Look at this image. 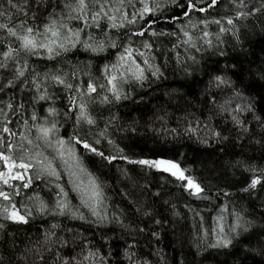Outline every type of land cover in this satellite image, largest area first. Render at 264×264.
I'll use <instances>...</instances> for the list:
<instances>
[{
  "label": "trees",
  "instance_id": "16d2710c",
  "mask_svg": "<svg viewBox=\"0 0 264 264\" xmlns=\"http://www.w3.org/2000/svg\"><path fill=\"white\" fill-rule=\"evenodd\" d=\"M68 2L28 0L25 17L10 7L8 0H0V24L12 27L27 19L29 25L42 26L48 23L53 10L56 15H66L64 4ZM150 2L161 5L160 9L124 28H111L106 19L100 20V27L90 28H84L82 20L69 22L70 27L84 28L81 41L87 40L90 33L109 45L107 34L116 41L115 48L108 46L102 52H92L78 43L51 59L44 50L34 55L21 52L17 57L21 63L27 61L29 73L39 74L43 87L37 91L34 84L25 87L17 82L15 87L0 92V152L13 156L17 163L23 155L26 162L34 165L27 171L13 170L32 178L28 187H23L24 181L18 179H10L8 185L0 179V190L12 196L11 203L22 214L26 209L31 211L26 224L0 216V224L4 225L0 228V264H43L41 256L47 264H56L53 254L60 247V240L68 241L61 254L77 255L81 247H86L107 257L105 264H264V180L249 188L253 176L264 173V15L237 18L230 0H220L206 13L192 11L190 17H185L182 7L171 0ZM260 2L247 0L249 6L258 7ZM13 3L23 6V0ZM178 3L183 5L186 0ZM125 7L131 13L141 5L139 0H131ZM229 16L235 20L234 25L226 23L224 18ZM214 19L221 20L228 31L220 32L221 25L215 23H209L206 29L198 23ZM151 20L155 23H145ZM190 21L197 26L191 28ZM182 27L191 32L195 47L184 43L187 38ZM141 29L145 30L144 36L131 35ZM202 30L209 33L207 38ZM153 31L156 35H152ZM207 40L212 41L211 46ZM130 42L137 50L133 55L138 61L148 58L149 63L159 66L161 74L153 76L141 63L147 79L137 82L120 79L125 74L118 69L119 86L126 95L115 100L104 67L109 65L111 73L110 65L117 62ZM145 42L152 47L145 49ZM9 43L19 47L14 38L0 29V59ZM139 52H144L145 57H140ZM14 71L11 61L7 69H0V84L6 85ZM45 73L61 75L73 88L51 78L45 80ZM217 76L224 77L226 83H219ZM89 82L105 85L83 97L96 123L77 124L78 113L71 106V98L79 103L78 92H86ZM45 92L51 98L39 99ZM104 96H108V102H102ZM7 102L13 103L14 109L9 110ZM20 103L24 105L22 109L18 107ZM249 104L251 110L239 113L248 129L244 131L232 117L237 115L234 110L238 105ZM49 107H54L57 114H50ZM33 112L36 120L31 119ZM53 121L56 129L50 140L38 138L41 134L37 126H50ZM6 123L11 133L3 132ZM216 132L220 137L214 135ZM76 135L93 144L99 140L95 146L105 156L173 160L201 184L204 192L193 194L185 181L160 169L119 158L109 162L81 144L69 142ZM57 138L65 140V150L72 148L75 155L61 158ZM9 143L14 147L9 149ZM28 156L33 158L28 160ZM76 158L102 189L104 221L91 214L82 203L81 191L74 188L77 176L88 181L83 172L73 167ZM38 160L45 165L51 161L60 175L47 174ZM64 160H68L67 165ZM5 170L0 160V171ZM73 172L77 175H71ZM13 185L18 188V195ZM58 185L66 197L58 196ZM58 199H67L70 210L60 214L56 209ZM41 201L47 205L44 212L38 210ZM4 206H9V202L0 197V208ZM238 216L241 226L233 231ZM218 233L227 236L231 243L219 244ZM129 245H134L133 261L125 255ZM94 264H99V259Z\"/></svg>",
  "mask_w": 264,
  "mask_h": 264
},
{
  "label": "snow or ice",
  "instance_id": "6c2138e0",
  "mask_svg": "<svg viewBox=\"0 0 264 264\" xmlns=\"http://www.w3.org/2000/svg\"><path fill=\"white\" fill-rule=\"evenodd\" d=\"M130 3L131 0H116L115 3H113L112 0H70V2L64 4V8L68 10L66 15L63 13H61L60 15H56L55 10H53V12L48 16V23H45L42 26L29 25L27 19L21 20L18 25L12 27H9L8 24H0V29L5 30L7 36L14 38L15 42H17L19 45V47L14 48L12 47V44L9 43L7 46V50L2 52L3 58L0 59V69H7L9 62L11 61L14 65L15 71L13 73V78L8 79L6 85L0 84V92H3L6 87H15L17 82L25 87H27L30 83L34 84L37 86V91H39L40 88L43 87V85L38 80L39 74L35 72L29 73L27 61L25 60L23 63H21V61L17 59L21 52L29 55H34L37 54L40 50H44L51 59L53 58V56L59 55L61 51H68L71 47H75L78 43H81L85 49L92 52H102L108 46L115 48L117 47L116 41L111 40L110 37H107V34L105 35L110 42L109 45H106L103 40L94 39L90 33L88 34L87 40L81 41V33L84 32V28H90L92 26L100 27L99 22L102 19H106L109 26L114 29L124 28L126 25L130 24L134 25L137 23L138 19L144 20V17L146 15H154L155 12L158 11L161 7V5L159 4L153 6L150 0H139L141 7L138 10H134L129 13L128 11H126L125 6L126 4ZM171 3L177 4L178 6L182 7L183 15L185 17H190L192 11L206 13L209 9L217 7L220 3V0H186V3L183 5H179L178 0H171ZM230 3L232 5V8L235 9V17L237 18H244L252 16L254 14L264 15V0H261L258 7L255 4L249 6L247 0H230ZM8 4L10 7L15 8L18 13L23 14L25 17L28 16V0H23V6H21L20 4H14L13 0H8ZM134 7L135 6L133 5V8ZM10 18L11 17H9V19ZM32 18L35 19L34 14ZM73 19L82 20L84 28L70 27L69 22ZM224 19L226 20V23L228 25H234L235 23L233 17L229 16L225 17ZM145 23H148L150 26L151 24L155 23V20L145 21ZM198 23L203 24L206 29L209 23L221 25V20H201ZM196 26V24L191 23L190 21L191 28H195ZM181 31H183V35L187 38L184 43L191 44L192 47H195L196 45L193 42V36L191 32L184 30L183 27L181 28ZM202 31L203 37L207 38L209 36V33L206 30ZM226 31H228V29L221 25L220 32ZM131 35L144 36L145 30L141 29L138 32H133ZM152 35H156V33L153 31ZM129 40H131L130 37ZM206 42L209 46H211V40H207ZM142 46L145 49H150L152 47V45L147 42L143 43ZM136 51V49L132 48L130 42L129 45L123 49V52L117 59V62L110 65V67L112 68L111 73H109L108 71L109 65H105L104 67V72L107 76L108 83L111 85L109 91H111L112 97L115 100H119L122 96L126 95L122 92L119 86L117 76L118 69L125 74L120 79L131 78L137 82H143L147 79L145 68L141 66V63L147 66L148 70L151 71V74L153 76H159L161 74L159 66L153 63H149L148 58H144L142 62L138 61L137 57L133 55V53ZM139 56L145 57V53L139 52ZM26 73H28V75H26ZM29 76H31V79H29ZM49 78H51L58 84L64 85L68 89L73 88V85L70 83H66L65 79L61 75L53 74L49 76L48 73H45L44 79L47 80ZM215 79L221 84L226 83L225 78L222 76H217ZM97 87L103 89L105 85H96L92 82H89L87 84L86 92H84L83 90L78 92V96L80 97L79 103H77L76 98H71V106L76 109L78 113L76 116L77 124L84 122L88 125H94L96 123V120L89 112L88 105L84 101L83 97L96 92ZM38 98L43 100L50 99L51 97L48 96L45 92ZM108 99V96H104L102 98V102H108ZM6 107L9 110L14 109V105L11 102H7ZM18 107L22 109L24 107L23 103H20ZM249 110H251L250 104L245 107H241L238 105L234 110L237 115H233L232 117L233 122L244 131H248V129L246 126V122L239 118V113ZM2 111L3 109H0V112ZM48 112L53 116L57 114V110L54 107H49ZM65 115H67V113H65ZM5 119L7 121V117H5ZM31 119H37L35 112H33ZM257 119H259V117H257ZM7 123H10V121H7ZM7 123L3 128V132L11 133L10 128L7 127ZM37 128L39 133L41 134V137L38 138H43L46 142H48L50 140L51 133L56 129V122L53 121L50 126L46 124L38 125ZM101 135H103V133H101ZM214 135L216 137H220L219 132L214 133ZM71 141H74L77 144H81L85 150H88L91 153H94L109 162L119 158L129 161V163L146 165L152 168L160 169L164 172H168L172 176L185 181L186 187L195 195H199L204 192V188L201 186V184L190 175H186L185 171L181 169L180 164L174 162L173 160L163 158L154 160H130L127 155H121L119 157H117L116 155L105 156V153L99 151L95 146L100 143L99 140H96L93 144L89 143L86 138H81L79 135H76L69 138V142ZM109 143H111V141H109ZM28 144H32V141L28 140ZM56 144L58 146V152L61 158H63L66 154L71 156L75 155L74 149L69 148L65 150V140L57 138ZM7 147L11 149L14 146L9 143ZM119 151L122 153L123 149H119ZM32 158V156L27 157L28 160H31ZM0 160H2L4 165L6 166L5 171H0V179L3 180V183L5 185L9 184L10 179H18L24 181L22 185L23 187H28V185L32 182V178L30 176L26 178L20 171H16L15 173L13 172L14 169H22L24 171H27L34 167L32 163L25 161V156L22 155L21 157H19V163H17V160L14 159L13 156L6 155L4 152H0ZM38 163L47 172V174L56 177L60 175V173L53 167L51 161H48L46 165L44 164L43 160H38ZM64 163L67 165L68 160H64ZM73 167L78 169L80 172H83L88 177L87 183H85V180L81 179L79 176H77V180L73 181L74 188L81 191L82 203L91 210V214L97 217L98 221H104L106 219V216L102 211L104 195L99 183H97L96 178L91 173L87 172L86 169L81 166L79 158H76ZM71 175L76 176L77 173L73 172L71 173ZM39 176L40 173L37 174V178H39ZM262 180H264V173H262V175L260 176H253V178L251 179V183L249 184V188H255L257 185L262 183ZM58 187L60 186L58 185ZM13 190L16 195L19 194L18 188H16V186L14 185ZM60 194H63L64 197L67 196V193L64 192L63 187H60V193H58V196ZM0 197H3L4 200L9 202V206L0 208V216H3L5 219L11 220L16 223H28V217L31 216V211L26 209L25 214H22L16 207V205L11 203L12 196L8 192L0 190ZM46 209L47 205L41 201L38 210L40 212H44L46 211ZM56 209L60 212V214H64L66 210H70L67 199H58L56 202ZM73 215H76V213H73ZM80 218L84 219L83 214H80ZM239 221L240 217L238 216L237 225L234 227L233 231L241 226ZM156 223H159V221H156ZM3 227L4 225L0 224V228ZM222 231L223 229L221 228V232ZM153 235H155V233H153ZM47 238L48 237L46 234V239ZM217 242L219 244L227 245L231 243V240L228 239L227 236L220 235L218 233ZM58 243L60 247L53 254L56 264H94L97 259H99V264H105L107 260V257L102 256L98 251L94 252L91 249H86V247H81V251L77 255H73L71 252H68L67 255H63L61 254V249L67 247L68 241L60 240L58 241ZM133 248L134 245H129L128 249H126L125 252V255L129 261H133ZM77 256H79V259L77 258ZM40 259L43 264H47V261H45V258L43 256H41ZM135 264H139V262H135ZM143 264H148V262L144 261Z\"/></svg>",
  "mask_w": 264,
  "mask_h": 264
},
{
  "label": "rangeland",
  "instance_id": "374dc122",
  "mask_svg": "<svg viewBox=\"0 0 264 264\" xmlns=\"http://www.w3.org/2000/svg\"><path fill=\"white\" fill-rule=\"evenodd\" d=\"M177 178V177H176Z\"/></svg>",
  "mask_w": 264,
  "mask_h": 264
}]
</instances>
